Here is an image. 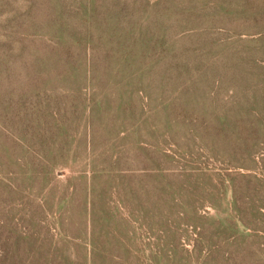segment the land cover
Wrapping results in <instances>:
<instances>
[{
  "label": "rangeland",
  "instance_id": "1",
  "mask_svg": "<svg viewBox=\"0 0 264 264\" xmlns=\"http://www.w3.org/2000/svg\"><path fill=\"white\" fill-rule=\"evenodd\" d=\"M0 264H264V0H0Z\"/></svg>",
  "mask_w": 264,
  "mask_h": 264
}]
</instances>
